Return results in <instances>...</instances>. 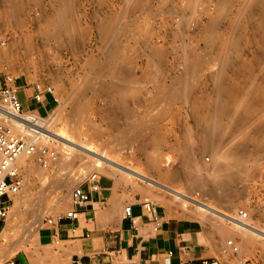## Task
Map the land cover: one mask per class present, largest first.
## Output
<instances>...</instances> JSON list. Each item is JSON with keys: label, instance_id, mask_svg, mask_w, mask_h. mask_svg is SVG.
<instances>
[{"label": "rangeland", "instance_id": "1", "mask_svg": "<svg viewBox=\"0 0 264 264\" xmlns=\"http://www.w3.org/2000/svg\"><path fill=\"white\" fill-rule=\"evenodd\" d=\"M3 72L53 86L49 130L223 210L242 209L264 232V0H0ZM30 93L19 92L23 107ZM47 143L56 152L49 168L33 156L30 169L19 163L22 183L3 225L0 262L45 218L65 211L73 187L95 171L130 196L200 220L221 239L227 263L264 264L261 231L204 214L201 204L127 172L94 167L97 154L70 149L65 139ZM214 159L241 165L223 186L230 195L211 190L205 168ZM228 240L236 252L222 251Z\"/></svg>", "mask_w": 264, "mask_h": 264}, {"label": "crops", "instance_id": "2", "mask_svg": "<svg viewBox=\"0 0 264 264\" xmlns=\"http://www.w3.org/2000/svg\"><path fill=\"white\" fill-rule=\"evenodd\" d=\"M20 79L19 92L31 91L25 109L49 113L55 108L53 92H44L37 102L33 83ZM97 182L84 205L70 203L59 215L45 218L35 237L0 264H229L219 252L221 239L200 220L173 215L152 202L154 220L140 194L130 196L128 188L105 175ZM81 185L87 188L89 182Z\"/></svg>", "mask_w": 264, "mask_h": 264}, {"label": "built area", "instance_id": "3", "mask_svg": "<svg viewBox=\"0 0 264 264\" xmlns=\"http://www.w3.org/2000/svg\"><path fill=\"white\" fill-rule=\"evenodd\" d=\"M32 98L40 102L44 92H53V86L48 82L37 81L33 83ZM19 86L16 77L10 72H3L0 75V229H2L8 215L11 197L19 192L22 183L21 166L18 158L21 155L33 156L37 163L43 168H49L56 158V152L52 146L48 145V136L39 125L45 120L48 113H41L36 109H28L22 106L18 96ZM44 128V127H43ZM100 174L91 173L85 181L89 182V187L83 188L77 185L71 190V203L74 205H84L90 198L91 191L98 188ZM146 210L154 214L153 204L150 201L145 203ZM125 213L129 214V206L125 207ZM72 216V211L66 213ZM236 215L246 218L247 213L238 209ZM234 220L235 217H232ZM226 247L222 249L224 253L236 252V245L228 240ZM6 264H14L12 261ZM242 264H254L250 260H244Z\"/></svg>", "mask_w": 264, "mask_h": 264}, {"label": "bare ground", "instance_id": "4", "mask_svg": "<svg viewBox=\"0 0 264 264\" xmlns=\"http://www.w3.org/2000/svg\"><path fill=\"white\" fill-rule=\"evenodd\" d=\"M62 18V17H61ZM60 20V18H58ZM39 125L42 127V130L45 132V134L48 136V137H57V138H61V140L65 139L67 141V146L68 148L70 149H76V150H80V151H91V152H94L95 155L97 154V156H99L98 158L94 157L95 158V162L93 163V166L94 167H97V168H105V166L108 168V169H111L113 170V172H116V171H122V172H127L129 173L130 175L134 176V177H137L141 180H144V181H148V183L152 186H157L158 188L161 186V187H164L167 191L169 192H172L175 197L177 198H182V201L183 199H186L188 200L189 202H196V203H199L201 205L198 206L199 209L202 210V212L204 214H213V216H217V217H221V218H225L229 221H231L235 226H237L238 228H241V229H245V230H250V232L254 231V232H260L261 230L257 229L256 227L252 226L250 221H249V217L248 215L246 216V218H240L236 215V211H233V213L229 212V211H226V210H223L222 208H220L217 204L213 203V202H209L208 200H206V198H202L201 196H194L190 193H188L186 191V188H182L180 185V187L178 186H174V184L172 183H168V182H165L164 180H162L161 178H156L155 176H153L151 174L152 171H150L149 169H145V170H139L137 168H131L129 165H123L119 162H116L115 160L109 158L108 156H106L105 154H101L99 152H95L91 146H88V145H85V144H79L78 142H76L75 140L73 139H66L64 138L62 135H60L59 133H57L56 131L54 130H49L48 128H46L44 125H45V120L43 121H40L39 122ZM44 127V128H43ZM133 127V126H132ZM135 128V127H134ZM129 130V128H128ZM216 136L218 138H220L221 136H223L224 132H221L219 130H216ZM126 133V132H125ZM131 135V134H130ZM132 137V136H131ZM130 138V137H129ZM125 139V138H124ZM85 140V139H84ZM155 145H157L155 142H154ZM154 145V146H155ZM159 148V147H158ZM157 149V148H156ZM99 151V150H98ZM157 151V150H156ZM88 152V153H89ZM108 155V154H107ZM72 156V155H71ZM153 159L156 160V163H159L160 159L161 158H158L157 155H155L153 153ZM68 157V155H67ZM66 157V161L67 158ZM75 157V156H74ZM29 156H26V155H21L19 158H18V163H22L23 164V167L24 168H27V169H30V162L28 160ZM136 158V157H135ZM163 158V157H162ZM65 160V159H64ZM92 160V159H91ZM124 160V159H123ZM65 161V162H66ZM162 161V160H161ZM166 161V159H165ZM62 162V161H61ZM69 162V161H68ZM21 164V165H22ZM134 165V164H133ZM51 166V165H50ZM241 168V165L240 164H237L235 162H226V163H219L217 162V160H212L210 162V166L209 168H205L207 171L209 170L208 174H209V177L211 178L210 179V183H212V188L211 190L217 194H222V195H225L227 194L228 190L229 189H224L223 186L225 185V182L229 181V180H233L234 177H237L235 176V174H239V169ZM46 169V168H45ZM106 169V168H105ZM241 170V169H240ZM130 171V172H128ZM238 172V173H237ZM60 173V172H59ZM56 175V174H55ZM54 175V177H55ZM61 176V174H60ZM239 177V176H238ZM237 177V178H238ZM61 178V177H59ZM58 178V179H59ZM57 179V180H58ZM56 180V179H55ZM60 180V179H59ZM63 180V178H62ZM57 182V181H56ZM57 184L61 185L62 184V181L60 180V182H57ZM227 190V191H225ZM225 191V192H224ZM227 195H230V194H227ZM226 195V196H227ZM39 209V207H38ZM35 210V208L33 209ZM37 213V212H36ZM35 214V213H34ZM232 217H235L236 219H239V220H234L232 219ZM262 235L264 236V232L261 231ZM5 236L7 237V225L4 226L2 228V230L0 231V238H5ZM262 236V237H263ZM228 243V242H227ZM24 247V246H23ZM237 248V247H236Z\"/></svg>", "mask_w": 264, "mask_h": 264}]
</instances>
